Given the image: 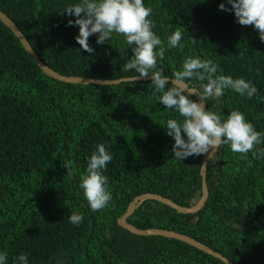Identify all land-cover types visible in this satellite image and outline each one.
I'll return each mask as SVG.
<instances>
[{
  "label": "trees",
  "instance_id": "trees-1",
  "mask_svg": "<svg viewBox=\"0 0 264 264\" xmlns=\"http://www.w3.org/2000/svg\"><path fill=\"white\" fill-rule=\"evenodd\" d=\"M74 2L0 0V11L61 76L119 80L134 75L123 71L132 51L122 37L97 44L99 34H93L88 43L94 51L81 49L75 40L78 26H68L76 17L63 12ZM222 2L144 0L165 46L172 32L183 33V49L166 51L158 68L171 76L184 57L200 56L212 59L224 75L251 81L258 89L252 99L228 91L218 106L206 102L205 110L226 117L239 109L264 132V42L252 25L241 26L233 12L219 10ZM150 84L54 80L0 21V251L7 252L9 264L21 253L29 264H225L181 241L137 236L118 226L141 195H158L186 208L201 197L203 155L175 159L174 141L163 126L176 114L156 101ZM97 144L113 157L104 172L112 200L92 212L78 185ZM249 160L251 153L244 158L221 145L206 166L208 200L199 213L178 214L145 201L127 223L189 236L233 264H264V159L251 166ZM65 162L71 163L69 170ZM73 213L84 217L79 226L69 222Z\"/></svg>",
  "mask_w": 264,
  "mask_h": 264
},
{
  "label": "clouds",
  "instance_id": "clouds-1",
  "mask_svg": "<svg viewBox=\"0 0 264 264\" xmlns=\"http://www.w3.org/2000/svg\"><path fill=\"white\" fill-rule=\"evenodd\" d=\"M218 8L233 12L239 25H252L260 41L264 42V0H224ZM63 12L76 17L68 20V26H78L75 40L83 51H94L88 39L97 33V44L119 36L127 49L131 48V59L123 65V71L134 75L126 77V82L150 77L151 95L165 106V110L176 114L163 126L166 135L174 141L172 153L175 159L184 161L203 154L213 156L215 152L212 150L216 151L221 145L229 146L233 153L244 158L251 153L253 160L264 159V148L258 147L264 144V132L257 131L243 112L232 110L225 117L220 112L205 110L206 102L213 101L214 107L218 106L228 91L252 99L258 92L257 87L243 77L224 75L212 59L200 56L184 57L178 70L171 76L165 75L163 68H158V61L165 58L168 50L183 49V33L180 30L172 32L167 36L165 46L153 31L156 27L150 19L153 9L146 7L144 0H76L67 4ZM193 96L199 99H192ZM112 159L103 144H97L87 157V166L78 187L92 212L104 209L112 200L108 177L104 175ZM253 160H249V166ZM63 166L69 170L71 163L65 162ZM83 219L80 213H73L69 222L79 226ZM232 226L236 228V224ZM0 264H9L6 251H0ZM14 264H29V258L21 253L14 258Z\"/></svg>",
  "mask_w": 264,
  "mask_h": 264
},
{
  "label": "water",
  "instance_id": "water-1",
  "mask_svg": "<svg viewBox=\"0 0 264 264\" xmlns=\"http://www.w3.org/2000/svg\"><path fill=\"white\" fill-rule=\"evenodd\" d=\"M0 21L16 36V38L19 40L21 45L23 46L24 50L28 53L30 58L40 67L41 71L48 77L63 82L67 84H79V85H99V86H111V85H118L120 83L126 82V79H119V80H92V79H86V78H80V77H64L53 70H51L48 66H46L40 58L36 55V53L32 50L29 43L27 42L25 36L22 34V32L17 28V26L4 14L0 11ZM137 81H151L150 77H145L142 79L135 80L133 82ZM196 100H198V96H193ZM214 151V155L211 154H203L202 161H201V169H200V175L202 177V183H201V197L199 201L191 208H186L179 206L169 199H166L164 197L154 195V194H144L134 199L133 202L128 206L126 213L120 217L117 220L118 226L129 233L137 236H158L168 239H174L177 241H181L185 244H188L195 249H198L199 251H202L203 253L209 254L212 257H215L225 264H233L230 261H228L223 255H221L218 252H215L208 246L196 241L195 239H192L189 236L174 232V231H168V230H162V229H146V230H139L129 223H127V219L134 213V211L145 201H155L162 205H165L167 207H170L171 209L175 210L178 214H184V215H195L199 213L205 206L208 200V188L206 184V177H207V171L206 166L209 161L213 159L215 156L217 150ZM211 153V150H210Z\"/></svg>",
  "mask_w": 264,
  "mask_h": 264
}]
</instances>
